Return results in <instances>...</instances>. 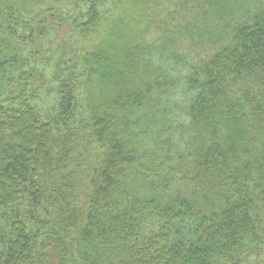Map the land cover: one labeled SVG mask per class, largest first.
<instances>
[{"label":"trees","instance_id":"obj_1","mask_svg":"<svg viewBox=\"0 0 264 264\" xmlns=\"http://www.w3.org/2000/svg\"><path fill=\"white\" fill-rule=\"evenodd\" d=\"M78 1L0 0V264H264V0Z\"/></svg>","mask_w":264,"mask_h":264},{"label":"rangeland","instance_id":"obj_2","mask_svg":"<svg viewBox=\"0 0 264 264\" xmlns=\"http://www.w3.org/2000/svg\"><path fill=\"white\" fill-rule=\"evenodd\" d=\"M39 1L41 2L42 8L44 4H51L52 6L57 7L58 12H61L63 22H64L63 24L68 25V28H65V29H67L71 33L70 35L67 36V40H68L67 43L70 42L71 44V43L85 42V40L83 39L81 41V37L76 34L77 33L76 31H73V25H72L73 20L81 19L80 13L84 12L85 10V6L82 4L83 3L82 1L80 2L78 0H71L70 2L66 0H63L62 2H59V0H47V1L39 0ZM110 3H111L110 1H107L106 3L101 5L100 7L101 13H104V15L106 14V10L109 9L111 6ZM52 46L55 48L57 47V44L53 43ZM73 48H75V46L74 44H71L70 49L74 50ZM44 49L48 50L45 56L47 58H50V61L46 62L45 59H40V63L37 64V68L39 69V68L44 67L46 71H49V70L54 69L53 61L59 52H54L53 49L49 45H45Z\"/></svg>","mask_w":264,"mask_h":264}]
</instances>
